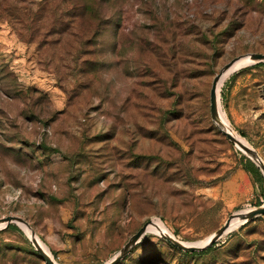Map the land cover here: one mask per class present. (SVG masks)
Listing matches in <instances>:
<instances>
[{"label": "rangeland", "instance_id": "obj_1", "mask_svg": "<svg viewBox=\"0 0 264 264\" xmlns=\"http://www.w3.org/2000/svg\"><path fill=\"white\" fill-rule=\"evenodd\" d=\"M92 1L82 18L76 0H0V218L27 219L59 264H108L149 221L193 243L264 206L209 109L222 66L264 53V0ZM252 66L220 107L264 160ZM19 228L0 230V264H47ZM116 264H264V213L196 257L147 231Z\"/></svg>", "mask_w": 264, "mask_h": 264}, {"label": "water", "instance_id": "obj_2", "mask_svg": "<svg viewBox=\"0 0 264 264\" xmlns=\"http://www.w3.org/2000/svg\"><path fill=\"white\" fill-rule=\"evenodd\" d=\"M242 56L244 55H240L232 58V60H230L225 65H223L222 68L214 75L211 84L209 109L211 110L212 120L223 132V134L226 135V137L233 143L234 146L236 145L240 150H243L245 153H247L251 157V159L260 167V170L264 174V160L260 155V153L257 150H255L252 146L249 147L244 143H242L239 139H237L231 133V131L228 130V126L226 127L222 120V109L220 107V96L222 91L221 88L222 85L220 86V84L223 76L233 67V63ZM248 56L249 59L252 61V63L249 64V66L254 65V63L264 62V53L253 52L248 54ZM263 213H264V206H258L257 208H252L248 210L236 211V213H233L221 227H219L218 229H216L214 233L209 235L211 236V238L205 245H195V246L188 245L178 237L176 236L172 237L171 235L165 233H161L160 236L165 238L173 247L175 246L185 252L193 253L195 251H200L208 247L214 246L221 238L224 237L226 231L230 227L231 222L233 220H238L241 222V225H243L247 222L253 221L255 218H257L259 215ZM151 222L152 221L145 223L136 233H134L132 237H130L131 239L120 250L119 254L114 256L108 264H116L117 262H119V260L128 252V250L131 249L132 246L135 245L142 238V236H144L147 233V227ZM11 223H15L19 227H21L20 224L27 225L31 230V234H28L27 232L25 234H27L28 238L33 242L36 251L41 256L43 261H45L47 264H57L53 256L44 249L40 240L38 239L39 236L37 235L36 231L34 230L31 223L27 219H24L19 216H5L4 218H0V225H3V227H1L0 230H5V228H7Z\"/></svg>", "mask_w": 264, "mask_h": 264}, {"label": "bare ground", "instance_id": "obj_3", "mask_svg": "<svg viewBox=\"0 0 264 264\" xmlns=\"http://www.w3.org/2000/svg\"><path fill=\"white\" fill-rule=\"evenodd\" d=\"M252 63V61L249 59V56L248 55H244V56H242V57H240L237 61H235L234 63H233V67L223 76V78H222V81H221V84H220V86L221 85H223V81H224V79H225V77L228 75V74H230L231 72H233V70H235L236 68H238V67H244V66H247V65H249V64H251ZM221 88H222V86H221ZM223 89V88H222ZM222 120H223V122H224V124H225V126L227 127L228 126V130H230L231 131V133L237 138V139H239L242 143H244L245 145H247V146H251L250 145V143L246 140V138L245 137H243V136H241V135H239V134H237L236 132H235V130H232L230 127H229V125H227V122L225 121V119H224V117H223V113H222ZM21 225V227L24 229V231H25V233L27 232L28 234H31V230H30V228L27 226V225H25V224H20ZM241 225V222L240 221H238V220H233L232 222H231V225H230V227L228 228V230L226 231V233H225V235L227 234V233H229V231H232V230H235V229H237V227H239ZM1 227H3V225H0V228ZM147 231H151V232H156V233H158L159 235L161 234V233H165V234H168V235H171L172 237H174L175 236V234H172L171 233V231L164 225V223L162 222V221H160V220H158V219H156V220H152V222L151 223H149V225H148V227H147ZM224 235V236H225ZM177 237V236H176ZM38 238V237H37ZM211 238V236H208L207 238H205L204 240H199V241H195V242H193V243H186V244H188V245H193V246H195V245H205L208 241H209V239ZM39 240H40V242H41V244H42V246L44 247V249L47 251V252H49L51 255H52V253H51V250H50V248H49V246H47L45 243H44V241L43 240H41L40 238H38ZM184 242V241H183ZM185 243V242H184ZM57 262V261H56ZM57 264H59L58 262H57Z\"/></svg>", "mask_w": 264, "mask_h": 264}, {"label": "trees", "instance_id": "obj_4", "mask_svg": "<svg viewBox=\"0 0 264 264\" xmlns=\"http://www.w3.org/2000/svg\"><path fill=\"white\" fill-rule=\"evenodd\" d=\"M76 1H77V5L75 7L77 8V16L84 18V16L91 17L92 15H95L94 12H96V4L92 3L93 2L92 0H76ZM104 1L105 0H103V2ZM254 66H264V62L255 63L252 67H254ZM244 160L246 161L244 167L247 169V171H249L254 176L256 181H258L263 186V189H264V174L260 170V167L258 165H256L251 159H249L247 157H245ZM250 223H251V221L243 224V226L248 225ZM5 229H16V230L22 232L21 229L19 228V226L17 224H14V223H11ZM175 248L180 253H182L183 255H185L187 257H196L198 255H201V254H204L207 252H211L212 250H214L216 248V244L214 246L208 247V248L200 250V251H195L193 253L185 252V251L179 249L178 247H175Z\"/></svg>", "mask_w": 264, "mask_h": 264}]
</instances>
